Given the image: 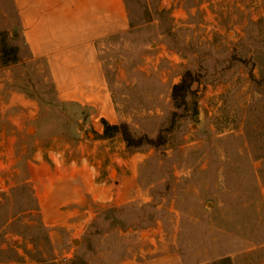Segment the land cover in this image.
<instances>
[{
  "label": "rangeland",
  "instance_id": "374dc122",
  "mask_svg": "<svg viewBox=\"0 0 264 264\" xmlns=\"http://www.w3.org/2000/svg\"><path fill=\"white\" fill-rule=\"evenodd\" d=\"M125 1L129 26L98 50L119 124L142 138L131 147L57 98L0 0V264H107L149 241L182 264H264V0ZM113 152L111 179L136 161L134 197L86 229L50 225L38 178Z\"/></svg>",
  "mask_w": 264,
  "mask_h": 264
},
{
  "label": "crops",
  "instance_id": "0c3cea01",
  "mask_svg": "<svg viewBox=\"0 0 264 264\" xmlns=\"http://www.w3.org/2000/svg\"><path fill=\"white\" fill-rule=\"evenodd\" d=\"M12 3L20 48L24 47L31 59L45 61L57 98L92 109L90 118L100 122L97 125L100 124L101 131L102 120L119 124L98 46L108 36L129 26L126 1L12 0ZM120 159L113 152L88 167L81 166L77 172L69 171L71 164L59 167L57 161L50 173L42 174L38 179H49L51 187L50 225L86 229L104 209L133 198L134 192L137 193L132 184L136 166L133 157L126 158L122 166H115L116 179L109 177L111 163ZM143 245L140 251L131 250L107 264H182L176 250L168 247L155 253L157 250L150 246V241Z\"/></svg>",
  "mask_w": 264,
  "mask_h": 264
},
{
  "label": "trees",
  "instance_id": "16d2710c",
  "mask_svg": "<svg viewBox=\"0 0 264 264\" xmlns=\"http://www.w3.org/2000/svg\"><path fill=\"white\" fill-rule=\"evenodd\" d=\"M11 50V49H10ZM14 50V49H13ZM190 81L188 82L185 77H182L181 81L172 86V98L177 103V98L182 96L185 91L190 89ZM104 124L103 137H112L116 133L121 132L123 140L126 142L128 147L139 146L142 144V138L134 139L130 134L126 124H109L105 120H102ZM146 142L150 143V138L146 137Z\"/></svg>",
  "mask_w": 264,
  "mask_h": 264
},
{
  "label": "water",
  "instance_id": "95a60500",
  "mask_svg": "<svg viewBox=\"0 0 264 264\" xmlns=\"http://www.w3.org/2000/svg\"><path fill=\"white\" fill-rule=\"evenodd\" d=\"M89 134V133H88ZM76 241V240H73V242Z\"/></svg>",
  "mask_w": 264,
  "mask_h": 264
},
{
  "label": "bare ground",
  "instance_id": "6f19581e",
  "mask_svg": "<svg viewBox=\"0 0 264 264\" xmlns=\"http://www.w3.org/2000/svg\"><path fill=\"white\" fill-rule=\"evenodd\" d=\"M114 174V173H113Z\"/></svg>",
  "mask_w": 264,
  "mask_h": 264
}]
</instances>
